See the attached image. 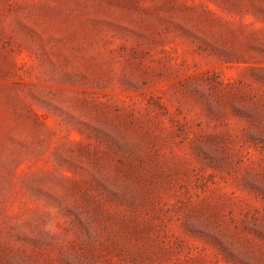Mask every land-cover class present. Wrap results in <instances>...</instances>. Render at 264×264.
Wrapping results in <instances>:
<instances>
[{
	"label": "rangeland",
	"instance_id": "rangeland-1",
	"mask_svg": "<svg viewBox=\"0 0 264 264\" xmlns=\"http://www.w3.org/2000/svg\"><path fill=\"white\" fill-rule=\"evenodd\" d=\"M0 264H264V0H0Z\"/></svg>",
	"mask_w": 264,
	"mask_h": 264
}]
</instances>
